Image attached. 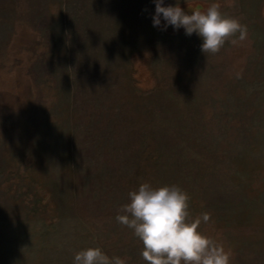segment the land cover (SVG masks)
<instances>
[{"label": "rangeland", "instance_id": "374dc122", "mask_svg": "<svg viewBox=\"0 0 264 264\" xmlns=\"http://www.w3.org/2000/svg\"><path fill=\"white\" fill-rule=\"evenodd\" d=\"M177 3L219 4L246 39L204 54L154 0H0V264H147L115 219L144 182L210 214L230 264H264V0Z\"/></svg>", "mask_w": 264, "mask_h": 264}, {"label": "clouds", "instance_id": "9594fccd", "mask_svg": "<svg viewBox=\"0 0 264 264\" xmlns=\"http://www.w3.org/2000/svg\"><path fill=\"white\" fill-rule=\"evenodd\" d=\"M154 2L153 25L160 26L162 16L165 28L183 27L188 36L196 33L203 40L204 54L215 55L226 42L236 45L246 39L247 26L222 13L217 3L188 14L179 3L163 6L164 0ZM128 195L130 203L121 206L115 219L142 242L141 256L147 264H230L231 253L223 244L199 230L209 222L210 214L192 218L190 196L178 185L153 187L144 182ZM74 264H126V260L109 257L100 247H89L75 254Z\"/></svg>", "mask_w": 264, "mask_h": 264}, {"label": "trees", "instance_id": "16d2710c", "mask_svg": "<svg viewBox=\"0 0 264 264\" xmlns=\"http://www.w3.org/2000/svg\"><path fill=\"white\" fill-rule=\"evenodd\" d=\"M186 8H188L187 10H188V11H191V12L200 9V8L198 9V6H197L196 4H194V5H190V6L187 5V6H185V7H182V9H186ZM200 11H201V10H200ZM165 23H166V22H165ZM19 85H20V84H19ZM16 88L19 89L18 86H16Z\"/></svg>", "mask_w": 264, "mask_h": 264}]
</instances>
